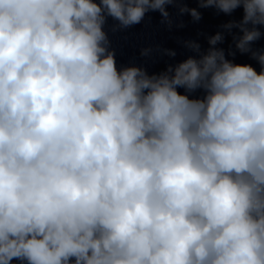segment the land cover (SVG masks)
<instances>
[{
    "label": "clouds",
    "instance_id": "obj_1",
    "mask_svg": "<svg viewBox=\"0 0 264 264\" xmlns=\"http://www.w3.org/2000/svg\"><path fill=\"white\" fill-rule=\"evenodd\" d=\"M196 2L243 16L150 75L103 26L183 0H0V264H264V0Z\"/></svg>",
    "mask_w": 264,
    "mask_h": 264
}]
</instances>
